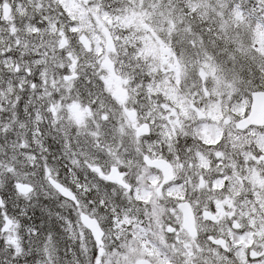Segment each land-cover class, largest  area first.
Segmentation results:
<instances>
[{"label":"snow or ice","instance_id":"obj_1","mask_svg":"<svg viewBox=\"0 0 264 264\" xmlns=\"http://www.w3.org/2000/svg\"><path fill=\"white\" fill-rule=\"evenodd\" d=\"M0 264H264V0H0Z\"/></svg>","mask_w":264,"mask_h":264}]
</instances>
